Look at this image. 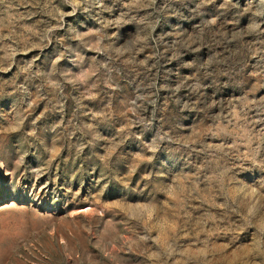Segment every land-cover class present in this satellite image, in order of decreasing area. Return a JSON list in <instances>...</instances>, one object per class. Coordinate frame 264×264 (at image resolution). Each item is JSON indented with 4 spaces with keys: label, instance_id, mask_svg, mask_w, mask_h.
Returning <instances> with one entry per match:
<instances>
[{
    "label": "rangeland",
    "instance_id": "1",
    "mask_svg": "<svg viewBox=\"0 0 264 264\" xmlns=\"http://www.w3.org/2000/svg\"><path fill=\"white\" fill-rule=\"evenodd\" d=\"M0 264H264V0H0Z\"/></svg>",
    "mask_w": 264,
    "mask_h": 264
}]
</instances>
